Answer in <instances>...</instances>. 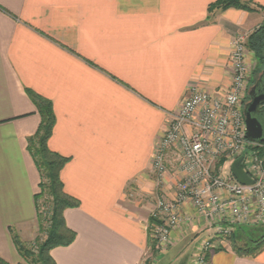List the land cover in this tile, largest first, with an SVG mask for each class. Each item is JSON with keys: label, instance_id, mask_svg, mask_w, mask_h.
Returning a JSON list of instances; mask_svg holds the SVG:
<instances>
[{"label": "crops", "instance_id": "crops-1", "mask_svg": "<svg viewBox=\"0 0 264 264\" xmlns=\"http://www.w3.org/2000/svg\"><path fill=\"white\" fill-rule=\"evenodd\" d=\"M215 1L0 0L2 259L24 263L11 234L33 235L37 222L40 177L27 139L40 117L30 89L52 103L48 147L67 158L60 179L79 202L63 211L73 242L51 257L56 264H143L159 136L191 88L228 84L233 35L264 12V0H247L251 11L209 12ZM181 210L195 214L188 203ZM215 234L202 218L180 222L150 264H196ZM210 263L264 264V250L249 257L222 247Z\"/></svg>", "mask_w": 264, "mask_h": 264}, {"label": "built area", "instance_id": "built-area-1", "mask_svg": "<svg viewBox=\"0 0 264 264\" xmlns=\"http://www.w3.org/2000/svg\"><path fill=\"white\" fill-rule=\"evenodd\" d=\"M231 58L234 68L233 83L224 98V105L232 109L230 117L224 115L216 119L217 113L223 112V105L208 94H187L180 108L172 114L166 134L156 145L151 169L157 177L161 178L166 174L168 153L176 144L182 149L189 174L188 180L178 184L177 196L173 201L158 200L150 212V219L153 221L149 220L146 226L148 237L158 247L170 243L171 230L180 222L179 205L185 201H190L198 215L210 223L216 234H230L236 224L264 225V159L259 158L256 152V147L262 145L245 137L240 102L245 91L244 66L242 42L238 37L232 41ZM195 89L191 88L189 91ZM201 107L202 111L197 115V109ZM230 119L232 128L229 130ZM210 135L214 136L217 152L227 146L225 137L231 138L235 148H239L240 155L243 156L242 167L253 179V184H240L231 173L223 176L219 172L212 176L205 157ZM209 242L210 239L204 240L202 246L208 247Z\"/></svg>", "mask_w": 264, "mask_h": 264}, {"label": "trees", "instance_id": "trees-1", "mask_svg": "<svg viewBox=\"0 0 264 264\" xmlns=\"http://www.w3.org/2000/svg\"><path fill=\"white\" fill-rule=\"evenodd\" d=\"M251 3L247 0H217L209 5L208 11L211 12L213 9L221 11L230 7L251 11L254 10V6ZM247 47L258 59H262L264 49V23L248 35ZM26 93L33 102L40 117V123L36 132L27 139V150L34 160L40 177L38 183L39 190L35 194V206L38 227L44 230L46 236L43 239L38 237L35 239L36 252L23 244L14 233L11 234V237L17 252L25 261L24 263L17 264H56L51 257L50 251L55 247L71 244L75 238V232L67 227L64 221L63 211L67 208L77 207L79 202L76 198L64 191L60 179V171L67 162V158L52 151L48 147V140L55 123L52 103L50 100L30 89H26ZM256 150L258 156L264 158V145L256 147ZM45 179L47 182H45ZM45 195L49 197V208L45 212V220L48 226H44L45 229H43L40 224L43 212L40 211L38 201ZM150 221H153V219L151 218ZM148 241L149 249L153 254L156 253L158 250L156 242L151 238ZM218 250H221V248H211V250L202 256V261L199 264H211V254ZM231 250L239 256H256L264 250V232L256 238L249 239L248 243H244L242 246H231ZM0 264L10 263L0 257Z\"/></svg>", "mask_w": 264, "mask_h": 264}, {"label": "rangeland", "instance_id": "rangeland-1", "mask_svg": "<svg viewBox=\"0 0 264 264\" xmlns=\"http://www.w3.org/2000/svg\"><path fill=\"white\" fill-rule=\"evenodd\" d=\"M216 11H218V10L213 9L211 12H216ZM262 23H264V12H262V14L260 16V20L257 24H255L254 26H252L251 28L246 29V30H242V29L238 30L237 32H235V34L233 35V38H232V41H233V40H235V38L238 37V38H240V40L242 42L245 91L241 95V98H240L241 105H243V102L246 100V93H247L248 88L250 87V85L254 81L255 77H257V75L260 73L262 67L264 66V49L262 52L263 53L262 59L260 60L247 47L248 35L253 30H255L258 26H260ZM232 41L230 44V54H229V56H230L229 57V59H230V66H229L230 70H229V82H228V84L226 86L218 88L216 90L195 89V90L188 91L189 92L188 95L195 93V92L206 93L213 100H217V101L221 102L223 105L222 106L223 112L219 111L216 115V119H218L224 115H229V117H230V113L232 112L231 108H228L224 105V98L232 88L233 76H234L233 62H232V58H231ZM201 111H202V107L197 109L196 114L198 115ZM171 121H172V115L169 116V120H168L167 124L165 125L163 133L159 136L158 142L166 134L167 130L170 127ZM228 123H229L228 129L230 130L232 128V119H230ZM213 125H214V123H213ZM189 129H191V128H189ZM225 142H226L227 146L223 147V149L220 152L219 151L217 152L216 151V144L214 141V136L213 135L209 136L205 157L207 160L206 163L210 167V172H211L212 176L218 174L219 172L223 176H228L230 174L229 166H230L231 162L234 160V158H236L240 155L239 148H235L234 142L231 141V138L229 136L225 137ZM155 150H156V148H155ZM256 152H257V150H256ZM169 153H171V156H170V158L168 157V159H167V163H166L167 172H166V174L161 178L157 177L154 173L152 176V180H153L152 183L154 184V191L152 192L153 195H152V197H151V195H149V197H146L147 200L151 197V199L153 201V202H151L152 203V205H151L152 209L155 208V205H156L158 200L163 199L166 201H173V199H175L177 196L178 186H179L178 184L189 179V174L186 170V159L182 153V149H181L180 145H178V144L174 145L171 148ZM154 156H155V152L152 156V161L154 159ZM259 158L264 159L263 157H260V156H259ZM151 167H152V165H151ZM45 182H47L46 179H45ZM139 198L142 199V197H139ZM187 203L190 204L192 209H194V213H195L194 215L183 212L181 210L182 205L187 204ZM38 204H39L40 211L43 212V216L41 215L42 219L40 221L41 222L40 224H41V227H43V229H45L44 226H46V227L48 226V223L45 220V215H46L45 212L49 208V197L47 195L43 196L38 201ZM178 214L180 217V222L188 223V224L193 223V218H195V219L201 218L198 215L195 208L193 207V205L190 203V201H185L184 203L179 205ZM149 218H150V216H149ZM250 229L256 230V231L257 230H263V232H264V225H238V224H236L233 227V230L230 234H215V237L210 238V240L211 239L212 240L209 242L208 247L202 246L201 252H203V253L200 255L201 258L199 257V259L196 261V262H198L196 264H199L202 261V256L207 251L211 250V248H213V249L222 248V247H230L231 248V246H233V245L242 246L244 243H248L249 239L256 238L257 235L255 237H254V235H249ZM14 234L29 249L31 248L32 251L35 250L34 252L37 251L36 250L37 248L35 246V243H36L35 239L37 237L43 239L46 236L44 230H41L38 227L37 222H36L35 231H34L33 235L21 238L20 235H18L17 233H14ZM158 250H159V247H158ZM156 254H157V252L153 254L151 252V250L149 249L147 254H145V256L143 257V264H150L152 262L153 258L156 257ZM27 264H31V263H27ZM33 264H35V263H33ZM171 264H176V263H171Z\"/></svg>", "mask_w": 264, "mask_h": 264}, {"label": "water", "instance_id": "water-1", "mask_svg": "<svg viewBox=\"0 0 264 264\" xmlns=\"http://www.w3.org/2000/svg\"><path fill=\"white\" fill-rule=\"evenodd\" d=\"M264 73V66L262 69ZM250 101L242 107V113L245 123V137L260 145H264V125L258 116V106L264 103V88H261L259 81H256L255 85L249 93ZM243 156L236 157L230 164L229 170L235 180L243 185L253 184V179L242 167Z\"/></svg>", "mask_w": 264, "mask_h": 264}, {"label": "flooded vegetation", "instance_id": "flooded-vegetation-1", "mask_svg": "<svg viewBox=\"0 0 264 264\" xmlns=\"http://www.w3.org/2000/svg\"><path fill=\"white\" fill-rule=\"evenodd\" d=\"M262 69H263V67H262ZM262 69H261L260 73L257 75V77H255V79L252 82V84L250 85V87L248 88L247 93H246V100L243 102V105H245L247 102L250 101L249 93L252 89V86L255 85L256 81H259L260 87L264 88V73L262 72ZM243 105H242V107H243ZM258 111H259L258 116L264 125V103H262L258 106Z\"/></svg>", "mask_w": 264, "mask_h": 264}]
</instances>
